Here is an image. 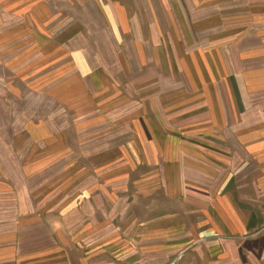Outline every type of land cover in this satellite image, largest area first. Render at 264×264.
<instances>
[{
	"label": "rangeland",
	"instance_id": "374dc122",
	"mask_svg": "<svg viewBox=\"0 0 264 264\" xmlns=\"http://www.w3.org/2000/svg\"><path fill=\"white\" fill-rule=\"evenodd\" d=\"M0 264H264V0H0Z\"/></svg>",
	"mask_w": 264,
	"mask_h": 264
}]
</instances>
